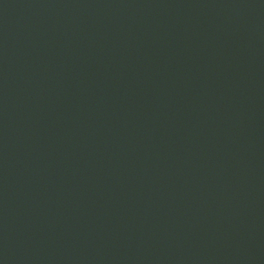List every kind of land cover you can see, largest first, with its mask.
<instances>
[{
	"label": "water",
	"instance_id": "obj_1",
	"mask_svg": "<svg viewBox=\"0 0 264 264\" xmlns=\"http://www.w3.org/2000/svg\"><path fill=\"white\" fill-rule=\"evenodd\" d=\"M0 264H264V0H0Z\"/></svg>",
	"mask_w": 264,
	"mask_h": 264
}]
</instances>
